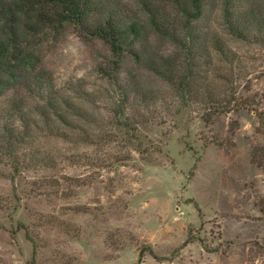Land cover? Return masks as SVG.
<instances>
[{
  "label": "rangeland",
  "instance_id": "rangeland-1",
  "mask_svg": "<svg viewBox=\"0 0 264 264\" xmlns=\"http://www.w3.org/2000/svg\"><path fill=\"white\" fill-rule=\"evenodd\" d=\"M109 3L124 25L141 26L140 62L125 52L114 64L109 47L89 34L98 14L83 27L61 25L49 7V22L23 31L22 49L38 58L35 72L49 74L68 120L22 80L0 96V125L20 142L12 157L0 149V264H264V167L251 156L264 142L259 117L240 109L207 125L205 100L186 105L153 72L154 57L181 69V49L150 25L156 11L169 27L180 20L178 3L101 4ZM203 5L198 25L209 50L196 64L209 72L201 84L217 99L255 100L264 113V0L227 6L259 20L244 39L229 29L225 0ZM28 15L22 20L32 21ZM216 38L233 64L209 47ZM50 111L47 123L41 115Z\"/></svg>",
  "mask_w": 264,
  "mask_h": 264
},
{
  "label": "trees",
  "instance_id": "trees-1",
  "mask_svg": "<svg viewBox=\"0 0 264 264\" xmlns=\"http://www.w3.org/2000/svg\"><path fill=\"white\" fill-rule=\"evenodd\" d=\"M105 0H0V96L6 90L12 89L19 81H23L27 85L34 87L41 94V101L53 111L57 119L65 124L68 120L60 108L61 102H57L51 94L50 76L44 70L35 72L38 67V58L30 51L22 49L25 43L23 31L27 33H37L42 25L49 22L48 15L43 12L45 8H49L50 12L55 11L59 16V23L71 22L77 26L83 27L89 20L91 15L98 14L100 19L89 27V34L103 41L110 49L114 56L115 65L119 64L121 57L125 52L134 56L135 61L140 62L142 54L137 51L135 44L137 38L141 34V26L136 23L124 25L118 18L119 15L116 6L113 3L109 5L104 3ZM178 3L181 19L168 26L169 20L160 15L159 12L154 13L150 19V25L161 38H171L181 49V57H177L176 62H181V69L174 64L168 62L167 57L155 58L150 60V67L155 74L167 80L173 89L184 100L185 104H191L195 97H201L200 101L205 100L204 109L201 119L207 125H213L216 118L222 114H229L235 110L249 109L256 113L260 119V128L258 135L264 136V113L259 111V102L255 100H243L236 94L231 98L217 99L211 95L208 88L201 84L202 80L207 79L209 71L198 69L197 59H203L209 50L207 38L200 29L198 22L204 14L203 0H173ZM232 0H225V17L229 25L230 31L239 38H246L250 32L251 25H259V20L253 15L240 13L239 11H231L227 7ZM102 6V7H101ZM34 13L32 21L22 20L24 13ZM21 13L23 15H21ZM249 17L252 21L247 20ZM23 23V27L21 25ZM21 26V27H20ZM54 27V26H53ZM260 27V26H259ZM23 28V29H22ZM179 32V34H178ZM206 41V44L204 43ZM226 46V45H225ZM224 43L220 39L211 41L210 48H214L217 56L223 59L227 65L235 62L234 58H229ZM143 52V51H142ZM209 55V54H208ZM229 56V57H228ZM212 57V56H210ZM233 67L230 74L234 75ZM49 88V90H48ZM205 98L202 99V96ZM214 98V99H213ZM199 102V99H198ZM124 113V112H123ZM123 113L120 118H123ZM49 114L42 113L46 122H49ZM20 118L23 116L19 113ZM125 125V122L121 123ZM128 126V124H126ZM126 130V129H125ZM0 132L4 133L0 136V149L8 151L9 157L15 153V147L20 143L18 139L12 141L11 130L7 126L0 125ZM15 146V147H14ZM14 149V150H13ZM252 160L260 167H264V142H258L252 147ZM15 160V159H14ZM14 164V162H12ZM15 165V164H14ZM16 169L19 163L16 161ZM190 240L195 239L192 235ZM188 242V241H186ZM143 255V252H140Z\"/></svg>",
  "mask_w": 264,
  "mask_h": 264
}]
</instances>
